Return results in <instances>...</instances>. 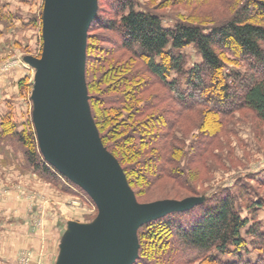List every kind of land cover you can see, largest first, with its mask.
<instances>
[{"label": "trees", "instance_id": "1", "mask_svg": "<svg viewBox=\"0 0 264 264\" xmlns=\"http://www.w3.org/2000/svg\"><path fill=\"white\" fill-rule=\"evenodd\" d=\"M108 5L111 18L100 17L97 8L88 31L96 27L115 34L118 41L111 43L114 50L125 51L131 60L139 61L165 88L167 99L181 116L198 108L205 111L198 136L188 146L193 152L187 163L208 151L225 120L235 112L250 111L264 123V0H243L229 18L211 27L182 20L164 27L160 16L136 10L134 0H112ZM190 46L201 62L188 69L181 51ZM86 52L87 46L85 59ZM102 52L105 56L101 59H92L96 70L107 66L111 54ZM228 64L245 69L227 75ZM93 70L89 73L85 63L87 94L106 84L118 94L105 97V88L102 94L88 95V105L102 147L117 161L129 187L145 194L167 179L180 190L198 195L179 164L187 152L183 140L174 133L176 111L152 113L151 104L141 103L143 87L137 83L138 71L112 63L90 82L88 75L92 77ZM172 74L174 78L168 81ZM0 138L22 147L25 168L43 181L64 192L78 187L43 159L33 128L16 131L10 118H3ZM217 193L189 209L141 225L136 232L138 252L133 264H264V230L256 219L264 202L254 200L251 187L242 182L234 183L233 190ZM243 211L249 217H243ZM248 247L258 254L255 263L242 260L239 254L247 253ZM224 256L237 259L223 261Z\"/></svg>", "mask_w": 264, "mask_h": 264}, {"label": "rangeland", "instance_id": "2", "mask_svg": "<svg viewBox=\"0 0 264 264\" xmlns=\"http://www.w3.org/2000/svg\"><path fill=\"white\" fill-rule=\"evenodd\" d=\"M107 1L97 0L98 15L104 19L112 16L108 5L112 0ZM134 1L136 10L146 9L160 16L164 27H172L176 20L211 27L213 23L229 18L243 0ZM43 7L44 0H0V123L3 118L9 117L16 125V131L34 130L32 90L37 67L30 66L24 60L39 59L41 56ZM48 20L47 16L46 22ZM47 24L51 25V22ZM87 37L85 63L89 73L94 69L93 58L105 56L102 50L111 52L107 56V66L95 68L92 77L88 75L90 82L97 80L109 64L125 66L127 71L135 70L140 74L137 83L143 87L142 104H151L152 113L168 110L177 114L174 133L183 140L187 152L186 157L179 158V164L185 169L191 188L198 195L192 196L164 179L146 190L145 194H138V190L134 192L129 187L138 204L168 201L182 209L199 198L217 195L219 190H233L236 182L251 187L254 200L264 202L263 122L250 111L235 112L225 120L221 133L208 151L200 159L187 163V157L193 152L188 146L196 140L197 131L201 129L205 113L203 108L185 112L181 116L167 99L165 88L144 71L139 61L131 60L125 51L114 50L111 43L118 41L115 34L93 27L87 32ZM181 53L185 56L188 69L201 62L191 46ZM244 69L243 65L228 64L224 72L228 75L232 71L243 72ZM173 78L172 74L168 81ZM105 88L108 89L105 97L118 95L106 84L99 90H90L87 97L98 91L102 94ZM83 121L91 129L85 113ZM23 152L21 146L0 138V264H70L73 257L67 256L69 254L65 253L63 247L69 233H72V225L97 229L98 210L78 187L71 186L70 192H64L26 169ZM242 216L249 217L246 211L242 212ZM256 219L264 230V208L258 210ZM245 239L250 241L248 237ZM239 254L244 261L255 263L258 260V254L250 247L247 253L242 251ZM221 259L235 261L237 257L224 256Z\"/></svg>", "mask_w": 264, "mask_h": 264}, {"label": "water", "instance_id": "3", "mask_svg": "<svg viewBox=\"0 0 264 264\" xmlns=\"http://www.w3.org/2000/svg\"><path fill=\"white\" fill-rule=\"evenodd\" d=\"M96 13L97 0H44L41 56L24 60L37 67L32 123L43 159L98 210L97 229L72 225L63 247L73 257L70 264H133L141 225L203 199L182 209L168 201L138 204L117 161L102 147L85 84L87 31Z\"/></svg>", "mask_w": 264, "mask_h": 264}]
</instances>
